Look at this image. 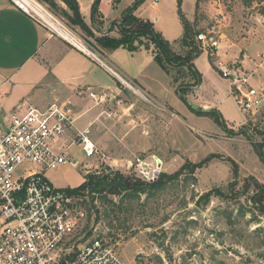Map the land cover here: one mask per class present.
<instances>
[{
  "label": "rangeland",
  "instance_id": "374dc122",
  "mask_svg": "<svg viewBox=\"0 0 264 264\" xmlns=\"http://www.w3.org/2000/svg\"><path fill=\"white\" fill-rule=\"evenodd\" d=\"M37 1L99 56L105 49L99 38H121L119 23L115 26L118 36L95 27H90L93 34H88L71 23L65 13L69 9L62 0H54V6ZM158 4L162 5L160 11L152 4L147 9L148 14L159 17L157 29L162 28L170 39L179 38L183 23L178 0H161ZM197 4L198 0H183L181 8L187 19H194L188 20L193 28V45L205 51L196 58L201 81L195 80L187 65L178 62L189 58L193 51L181 39L170 47L183 59L175 58L176 66L169 65L166 70L156 61L149 64L146 52L136 53L132 61L120 55L128 68V73L116 71L122 78L121 96L108 94L106 101L96 103L90 98L91 104L101 106L107 115L103 118V114L92 126L100 154L88 158L74 144L68 155L78 159L77 166L67 163L45 172L56 187L77 188L90 172L120 170L133 175L123 164L136 156L156 154L164 160V182L158 188L131 198L109 194L116 205L96 200L94 207L89 197L83 203L87 212L84 232L91 231L90 237H106L119 251L124 264H264V208L252 201V196L264 186V105L255 113L245 112L231 90L230 79L223 77L216 66V61L222 59L240 67V58L224 59L219 55L221 49L212 55L196 40L199 32L209 29L224 33L221 44L228 36L238 43L243 40L241 45L247 47L256 69L251 81L258 84L264 79V62L259 65L264 59V0H201ZM132 40L138 48L155 47L148 35H136ZM194 61L190 60V64ZM142 65L144 71L140 74L137 68ZM135 73L140 83L147 88L152 86L157 94L144 91L131 80L128 74ZM100 78L116 85V79L103 70ZM25 92L17 87L12 89L9 83L3 86L0 98L11 110ZM91 92L98 94L97 89ZM77 94L82 97L87 93ZM130 102L134 104L131 110L124 111L119 106ZM200 110L221 111L224 118L216 112L204 114ZM96 112V108H91L76 120L75 126L84 128L81 124ZM136 132L145 137L134 136ZM218 189L221 195L202 198Z\"/></svg>",
  "mask_w": 264,
  "mask_h": 264
},
{
  "label": "built area",
  "instance_id": "2783aa9c",
  "mask_svg": "<svg viewBox=\"0 0 264 264\" xmlns=\"http://www.w3.org/2000/svg\"><path fill=\"white\" fill-rule=\"evenodd\" d=\"M11 1L53 34H59L25 0ZM160 1L152 0V4ZM227 22L223 17V23ZM222 35L209 29L199 32L196 40L214 55L221 49ZM216 66L223 77L230 79L231 90L245 112L255 113L262 108L264 79L258 84L251 81L256 69L244 71L222 59L216 61ZM90 96L99 102L105 97L95 92ZM74 108L69 100L55 101L46 108L29 105L23 113L6 114L0 105V264H124L106 237L82 235L87 233L83 226L87 212L74 187H56L45 174L67 163L78 165V159L68 155L74 144L88 158L101 152L92 138V125L84 129L75 126ZM73 129L76 132L66 141L64 137ZM164 165L156 154L136 156L123 164L149 183L160 178Z\"/></svg>",
  "mask_w": 264,
  "mask_h": 264
},
{
  "label": "crops",
  "instance_id": "0c3cea01",
  "mask_svg": "<svg viewBox=\"0 0 264 264\" xmlns=\"http://www.w3.org/2000/svg\"><path fill=\"white\" fill-rule=\"evenodd\" d=\"M77 1L86 23L97 30H107V33L117 34L115 23H119L127 9L135 6L134 15L151 20L154 23V28L167 40L171 42L179 41L184 34L183 27V34L179 38L170 39L162 28L157 29L156 25L159 17L148 14L147 10L149 4H152V0L149 3H147L148 0H119L117 4L113 0H101L98 7L99 14L97 15H94L93 12L95 0ZM200 3L201 0H198V4ZM183 5L185 4L183 3ZM151 6L160 11L162 5L152 4ZM107 20H109L108 23L103 26ZM111 20L114 21L111 23ZM222 34L223 38L224 33L222 32ZM245 38V40L248 39ZM242 42L244 41L242 40L239 43L232 41V38L228 36L222 41L219 55H222L224 59L231 56L239 57L241 63L239 68L244 71H252L254 69L251 56L247 47L241 45ZM235 48H237V51H235ZM153 51V47L140 46L136 50H130L125 46H120L111 50L102 49L99 56L93 51L90 52L88 48L84 49L59 34H53L48 27L40 24L35 18L16 7L11 0H0V94H2L3 86L9 83L12 84V89L17 87L26 91V95L22 98L19 97V102L14 109H6V105L2 103V98H0V105L6 114L11 112L23 113L29 105L46 108L55 101L69 100L74 103L77 119L87 115L91 108H96L97 112L94 117L87 119L85 124H81V126L85 125L84 128L90 125L93 126L103 114V118L107 115H105L104 112L106 111L103 112L101 106L95 104L96 100L99 101L91 97L90 92L97 89L98 95H105L104 101H106L108 94H112V97L121 96L123 83L121 76L116 71L128 73L125 70L128 68L119 59V56L125 55L129 61H132L135 59L136 53L146 52L147 62L153 64L155 63ZM196 61L197 59L194 63L197 67ZM142 68H144V65L137 68L140 74L144 71ZM101 70L112 75L116 79V85L112 86L103 82L100 78ZM136 75V73L135 75L128 74V76H131V80H134L137 84L139 83L138 86L140 85L141 89L157 94V90L152 86L149 85L147 88L140 83ZM82 91L87 93L86 96L81 97L77 94L78 92L81 94ZM90 98L94 99L95 103L91 104L92 100ZM133 105V102L127 105L119 104L124 111L131 110ZM208 106L212 107L213 104ZM214 107L217 108L218 106L215 105ZM108 115H111V111ZM221 115H223V112ZM73 132L74 129L71 133L73 134ZM71 133L64 137L66 141L72 138ZM126 134L128 132L121 137L125 138ZM140 135L145 137L143 134L134 133L136 137ZM93 140L98 144L99 140L97 138L94 137ZM141 148L136 147L135 149L141 150ZM142 150L144 151L146 148H142Z\"/></svg>",
  "mask_w": 264,
  "mask_h": 264
},
{
  "label": "trees",
  "instance_id": "16d2710c",
  "mask_svg": "<svg viewBox=\"0 0 264 264\" xmlns=\"http://www.w3.org/2000/svg\"><path fill=\"white\" fill-rule=\"evenodd\" d=\"M44 2L48 3L49 5H55L54 0H43ZM66 6L68 7L69 11H65L66 15L69 17L71 23L74 25L79 26L83 31H85L88 34H93L90 26L86 23L80 9L79 2L77 0H62ZM101 0H95L94 6H93V12L94 15L99 14V3ZM183 0H178V13L180 15V19L183 23L184 27V34L181 38V42L185 47H191L193 49L191 55L189 58H186V60L178 61L181 63V65H187L188 69L192 70V75L195 78V80L201 81V72L196 67L195 64H190V60L196 59L203 51L200 48L199 45H193L195 44L194 40L192 39V31L193 28L190 26V22L185 17L184 12L182 11L181 5ZM115 4L119 2V0H113ZM134 7H131L126 10L124 13V16L119 21V24L121 25L120 32H121V38L117 37H104L99 38L98 42L104 46L105 49H115L120 46H125L130 50H136L138 47H136L133 43L132 38L136 35H148L150 36V39L152 43L155 45L154 47V59L159 64V66L162 69H168L169 65L176 66V59H183V57H177L175 53L171 50V41L167 40L160 32H158L154 28V23L151 20L139 18L136 15H134ZM70 12V13H69ZM72 13V14H71ZM114 26H117V22ZM175 42V41H174ZM148 47V46H146ZM149 48V47H148ZM176 58V59H175ZM183 100H186V97L184 95H181ZM187 101V100H186ZM208 112H216L219 116V118H223L221 113L218 111H205L200 110V113H208ZM261 151V150H260ZM261 155V153H259ZM105 169H109V167H106ZM183 169H187L186 167H183ZM110 170V169H109ZM162 174L160 178L153 182L149 183L146 181H143L139 177L136 176V174H127L125 172H122L120 170H117L115 172H109L106 173V170H103L101 172L96 173H88L86 174L85 181L82 185L78 186L77 188H74L73 192L77 194L80 198L83 199V203L86 204V197H89L91 199V202L94 207H96L95 202L96 200H99L101 203H111L113 205H116L114 203L113 199L109 198V194L113 195H121L126 197H136L142 193H148L150 190L158 188L161 186L164 182V180L161 179ZM258 192L252 196V201L257 206H260L261 208H264V186L259 188ZM222 192L218 190H212L208 192L207 194L203 195L202 198H209L211 195L219 196ZM97 212L99 213L100 210L97 208ZM91 235V231L87 232V237Z\"/></svg>",
  "mask_w": 264,
  "mask_h": 264
},
{
  "label": "bare ground",
  "instance_id": "6f19581e",
  "mask_svg": "<svg viewBox=\"0 0 264 264\" xmlns=\"http://www.w3.org/2000/svg\"><path fill=\"white\" fill-rule=\"evenodd\" d=\"M26 3H28V5L31 7L30 9H32V11L41 19H43L44 21H48V23L52 26V28L55 31H58L59 34H61L64 38H67L71 41H73L74 43L80 45L81 47H83L84 49H87L80 41H78V39L76 37H74L73 33L68 30L67 28H65V26H63L59 21H57L56 19H54L42 6L41 4L37 3V1L35 0H25ZM27 8H29L27 5H25ZM76 36V35H75ZM125 81V80H124ZM130 85V84H129ZM131 86V85H130ZM132 89L137 90L136 88H134L133 86H131Z\"/></svg>",
  "mask_w": 264,
  "mask_h": 264
}]
</instances>
